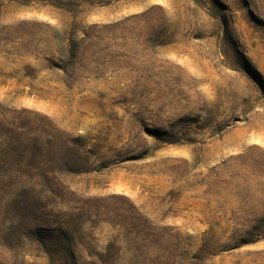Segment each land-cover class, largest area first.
Here are the masks:
<instances>
[{
    "label": "rangeland",
    "instance_id": "374dc122",
    "mask_svg": "<svg viewBox=\"0 0 264 264\" xmlns=\"http://www.w3.org/2000/svg\"><path fill=\"white\" fill-rule=\"evenodd\" d=\"M0 264H264V0H0Z\"/></svg>",
    "mask_w": 264,
    "mask_h": 264
},
{
    "label": "trees",
    "instance_id": "16d2710c",
    "mask_svg": "<svg viewBox=\"0 0 264 264\" xmlns=\"http://www.w3.org/2000/svg\"><path fill=\"white\" fill-rule=\"evenodd\" d=\"M18 157L20 158V163L26 162L28 166L36 168V166H38L40 162L42 164L43 155L39 150L33 148L28 151H21ZM49 174L52 177L53 182H58L53 169L49 171ZM41 209L42 207L36 201L23 196L8 205L10 220L18 223L14 226L16 229H19L22 224L26 225L28 223L40 220L39 215Z\"/></svg>",
    "mask_w": 264,
    "mask_h": 264
}]
</instances>
